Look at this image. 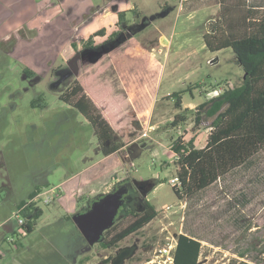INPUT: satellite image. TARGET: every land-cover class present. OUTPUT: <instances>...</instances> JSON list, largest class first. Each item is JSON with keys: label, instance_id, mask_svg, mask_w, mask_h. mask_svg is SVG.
<instances>
[{"label": "rangeland", "instance_id": "374dc122", "mask_svg": "<svg viewBox=\"0 0 264 264\" xmlns=\"http://www.w3.org/2000/svg\"><path fill=\"white\" fill-rule=\"evenodd\" d=\"M220 1H193L180 12L177 0H0V264H103L119 250L128 254L121 264H170L180 234L201 241L199 264H264L259 255L264 248V150L193 196L179 199L170 184L177 170L172 141L194 138L197 148L205 147L212 119L204 117L196 125L192 115L171 127L177 110L169 96L199 85L183 99L201 103L215 97L211 84L236 86L244 77L231 48L212 52L204 41L220 18ZM245 4L264 5L259 0ZM121 12L128 19L138 16L142 24L154 19L93 64V51L77 50L102 29L105 35L92 44L116 32ZM71 62L79 75L90 69V76L104 78L87 82L105 98L115 128L124 129L116 140L126 144L121 151L105 156L93 126L53 90L56 72ZM27 69L37 82L25 78ZM82 175L67 192L66 180ZM117 183L115 192L125 193L124 202L138 200L139 185L147 184L143 195L156 206L157 218L123 240L121 249L95 245L80 254L88 244L73 220L75 212L69 211L75 194L89 185L112 192ZM35 186L44 191L61 187L70 197L66 208L58 200L64 193L49 204L41 200L44 214L28 234L16 225L15 215ZM82 196L81 203L86 202L89 196ZM170 247L172 252L164 254Z\"/></svg>", "mask_w": 264, "mask_h": 264}, {"label": "trees", "instance_id": "16d2710c", "mask_svg": "<svg viewBox=\"0 0 264 264\" xmlns=\"http://www.w3.org/2000/svg\"><path fill=\"white\" fill-rule=\"evenodd\" d=\"M231 1L232 3H227L228 0L220 1V18L216 21L213 31L205 35L204 41L212 52L227 48L233 50L236 61L244 71L241 83L233 88L227 87L229 81L211 84V91L222 87V92L205 100L195 109L184 108L183 95L186 91L192 92L200 88L199 85L189 86L186 91L173 93L168 98L175 101V108L178 111L170 123L173 128L185 124L192 115L195 117L196 125H200L204 117L212 119L205 147L197 148L194 138L185 141V137H179L172 141L171 150L176 157V177L180 180V185L173 187V190L179 199L207 189L233 170L250 162L264 150V8L245 4L248 0ZM240 6L244 7L243 12H240ZM125 13L119 14L121 22L125 20ZM104 33L105 30L102 29L91 35L87 43L92 44L94 37L105 35ZM74 47L77 48V45L74 44ZM76 87L73 104L91 122L99 140L107 142L111 140V136L118 140L121 137L119 133L121 134L124 129L115 128L109 117L110 112L104 106L105 98H102L94 87H89L90 90L87 91L88 88L83 81L77 83ZM85 90L87 94L84 93ZM132 108L131 106L128 112L133 113ZM125 145L113 141L110 146H104L102 152L109 156L121 151ZM41 192L42 188H37L29 198L33 199ZM144 204L145 212L138 214L133 211L132 217L138 220L117 236L114 234L119 224L106 231L105 236L110 241L107 239L103 241L100 244L102 249H116L123 240L157 218L159 213L156 206L150 200H145ZM38 205L39 202L28 204L25 200L20 203V207H26L22 211L27 219L23 229L28 234L33 233L37 221L44 214ZM201 253L200 240L180 234L173 254V264H199ZM241 255L244 257L245 253ZM259 255L264 257V248L259 251ZM261 260L264 263V258ZM81 263H84V260Z\"/></svg>", "mask_w": 264, "mask_h": 264}, {"label": "flooded vegetation", "instance_id": "af4514ba", "mask_svg": "<svg viewBox=\"0 0 264 264\" xmlns=\"http://www.w3.org/2000/svg\"><path fill=\"white\" fill-rule=\"evenodd\" d=\"M129 19L127 17H125L124 21L121 22L119 20L116 23V26L118 28L117 31L113 32L111 35H109V37L105 41L101 42L100 44H95L94 45V44H89V43L85 42L84 44H82L80 49L77 50V48H76V50L78 52H80V53H84V51H93L96 56H98V55L100 56V58L97 61L93 62V64H98L103 59V54H106V53L109 52L106 49L110 48L121 36L128 37L129 35H132V37L128 38L125 41V42H127L128 40H131V39L135 38L137 35H139L140 33L144 32L146 29H148L149 26L152 25V21L150 19H146L147 25L144 28H141V26H142V21L141 20L142 19L138 21V19H140L138 16H135V17L131 18L130 20ZM150 35H152V34H150ZM155 42L156 41H154L153 39L150 40L151 44H154ZM90 71H91L90 69L86 70L83 74L79 75V68H78L77 64L75 62L67 63L66 66L61 67L56 72V78H55V80H54V82L52 84L53 90L60 94L59 99L61 101H63L64 103H66L67 105H69L70 107H72L73 109L77 110V111H79V110L73 104L75 102L73 100V95L75 93V89L77 88L76 84L77 83H81V81H83V82H85L87 84V80L89 78L95 77V75L87 76V74ZM24 75H25V78L29 79L32 83H33L32 80H34V79H35V82L38 81L37 76L31 70H28V69L25 70L24 71ZM96 78L100 79V77H98V76H96ZM87 91H88V89H87ZM87 91L85 90L84 93L87 94ZM79 113H81V112L79 111ZM81 114L83 115V113H81ZM83 116L91 124V122L88 120V118L85 115H83ZM96 136H97V133H96ZM97 139H98L100 145H103L105 147L110 146L111 142L116 141V137L115 136H111V140H109L107 142L106 141H100L98 136H97ZM126 180L127 179H125V181ZM119 185H121V184H119ZM147 186H148L147 184H140L139 185V190L141 192V196H139L138 200H135L134 198H132V200L129 199V201L124 202V194L125 193L122 192V197H121L122 205H121V207L118 210V215L119 216L117 217V215H116V217L114 219V223L111 226V227H113V226H115L117 224L120 225L119 228L117 229V232H115L114 236H117L120 232L124 231L127 227H129V225H131L136 220H138V218H133L132 217L133 216V211L137 212L138 214H143L145 212L146 207H145L144 202H145V200H149V199L146 198L148 196V194L143 195V193H144L145 189H148ZM117 187H118V183L115 185L114 189L112 188L113 189L112 192L111 191L101 192L100 194H98L97 196H95L93 198H90V196H89L88 200H86V202H83V203H81L82 200H83V196L82 195H80V196L77 195L76 196L77 197L76 198V204H75V206H76L75 207V214H84V213L89 212L90 210H92L95 202L101 201L104 197H106L108 195H112V194L117 193V192H115ZM37 188H39V187L37 186L35 189H37ZM42 192L40 194H42ZM40 194H38L33 199H30L28 197V199H26L25 201H27L28 204L32 203V202H39V204H40L41 203V199L36 200V198ZM59 195H62V194H60L59 191H58V195L55 198H58ZM21 202H19V204H18V210H20L22 208L23 209L26 208L25 206L20 207V203ZM87 202H88V204H87ZM140 205H141V207H139ZM38 206L40 207V205H38ZM78 206H79V210L77 211ZM25 220H26V223H27V219L26 218H25ZM16 225L18 226V221H17ZM109 229H107V230H109ZM107 230H105L102 233L101 240L99 242L95 243L92 246L89 245L88 240L82 234L83 238H84V241L88 245L84 246L83 248H81L79 250L80 254L86 255L85 253H87L88 251H91L92 247H94L95 245L100 246V244L107 239V237L105 236V233H106ZM111 237H113V236H111ZM7 241H10V243H16V239H14V238H12V239L7 238ZM109 241L110 240H108V242ZM119 248L121 249V247H117L116 249H119ZM103 250H108V249H103ZM123 253H126V252H122V250H119L115 257L110 258V256H107L106 258H104L102 263L103 264H113V263L119 264L122 261H120L118 259V257L120 256V254H123ZM2 260H3V257L0 254V261H2ZM107 261H109V263Z\"/></svg>", "mask_w": 264, "mask_h": 264}, {"label": "water", "instance_id": "95a60500", "mask_svg": "<svg viewBox=\"0 0 264 264\" xmlns=\"http://www.w3.org/2000/svg\"><path fill=\"white\" fill-rule=\"evenodd\" d=\"M167 13L168 11H166L164 15H166ZM153 19L154 18H151L150 20L152 21ZM146 25L147 22L145 19L141 28H144ZM130 37H132V35H129L128 37L121 36L110 48H107L106 50H112L113 48L124 43ZM163 42L166 45L169 43L166 38H164ZM99 58V55L96 56L94 58V61H97ZM121 197L122 193L108 195L104 197L101 201L95 202L92 210H90L89 212L84 214H76L73 217V220L77 224L82 234L88 240L90 246L99 242L101 240L102 233L113 225L117 212L122 205ZM127 256V253H123L120 254L118 259L122 261V259ZM119 264H121V262Z\"/></svg>", "mask_w": 264, "mask_h": 264}, {"label": "crops", "instance_id": "0c3cea01", "mask_svg": "<svg viewBox=\"0 0 264 264\" xmlns=\"http://www.w3.org/2000/svg\"><path fill=\"white\" fill-rule=\"evenodd\" d=\"M259 2H262V4H264V0H259ZM258 7V6H257ZM259 8H264V5H260V7ZM129 10V9H128ZM110 13H107V15H109ZM112 14V13H111ZM113 24V23H112ZM163 38H166L167 40H168V42L169 43H171V41L166 37V36H164ZM168 43V45H167V47H169V44ZM86 84V83H85ZM92 84L91 83H89V82H87V84H86V87L87 88H89L90 86H91ZM90 88H93L92 86L90 87ZM90 90V89H89ZM202 96V95H201ZM209 99V98H208ZM130 100V99H129ZM128 100V101H129ZM206 99H204V101H205ZM203 101V102H204ZM203 102H201V103H195V102H191V103H189V104H186L185 102H184V99H183V106H184V108H190V109H194L197 105H199V104H202ZM133 106H134V108H136L135 107V105L133 104ZM138 111V110H137ZM178 112V111H177ZM139 114H140V112H138ZM142 113V112H141ZM142 114H144V113H142ZM177 114V113H176ZM102 163V162H101ZM87 172L88 171H86V172H83L82 174H87ZM82 177H83V175L81 176V178H79L78 176H75V177H72V178H69V179H67L66 180V182L64 183V185L65 186H68L67 187V189H68V191L67 192H73L72 190H71V188H72V186H74L75 185V183H77L78 181H79V179L81 180L82 179ZM87 181H89L88 179H87ZM95 185H96V183H95ZM95 185H92V186H85V187H82V188H84V190H83V192L81 191V190H79L78 191V193H76L75 195L77 196V195H82L83 193H86L88 196H90V198H93V197H95V196H97L98 194H100L101 192H100V189L97 187V186H95ZM37 186H35V188H36ZM39 188H42V191L44 190V188L43 187H41V186H38ZM49 187V186H48ZM34 188V190H36ZM86 188H88V189H86ZM33 190V191H34ZM32 191V192H33ZM58 191H59V193L60 194H62V193H64L65 191L61 188V187H59L58 188ZM31 192V193H32ZM66 192V194L64 193V195L62 196V197H58L57 199L59 200V202H61L60 204L62 205V207L63 208H66L67 206H66V204H67V198L68 197H70L69 196V194L70 193H67ZM75 196V198H74V200H73V202H74V204H73V209H71V210H69L70 212H75V204H76V197ZM66 206V207H65ZM68 209V208H67Z\"/></svg>", "mask_w": 264, "mask_h": 264}, {"label": "built area", "instance_id": "2783aa9c", "mask_svg": "<svg viewBox=\"0 0 264 264\" xmlns=\"http://www.w3.org/2000/svg\"><path fill=\"white\" fill-rule=\"evenodd\" d=\"M178 1V4H179V11L182 12L184 9H185V6L188 5L189 3L193 2V1H197V0H177ZM215 24H216V21L215 22H212L211 25H213V29L215 28ZM210 26V24H209ZM227 87H230V88H233L234 85L229 81L227 83ZM223 88L222 87H219L217 90L215 91H212L213 95L215 96H218L221 92H222ZM171 186L172 187H175V186H179L180 185V180L178 177H174L171 182H170ZM58 195V189L57 188H51V189H48L44 192H42V194H40L36 200L38 199H41L44 204H49L51 201L54 200V198ZM23 208L18 210L15 217H16V220L18 221V226L21 227L23 229V226L26 224V220L23 216ZM24 230V229H23ZM25 231V230H24ZM26 232V231H25ZM172 248L173 247H170L169 250H164V254H169L172 252ZM176 246L174 247V250H175ZM173 250V251H174ZM170 259V264H173V256Z\"/></svg>", "mask_w": 264, "mask_h": 264}]
</instances>
